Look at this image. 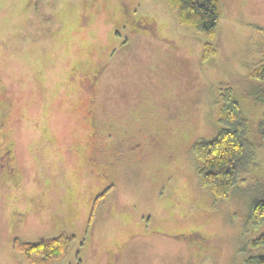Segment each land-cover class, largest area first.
I'll return each mask as SVG.
<instances>
[{"label":"rangeland","instance_id":"obj_1","mask_svg":"<svg viewBox=\"0 0 264 264\" xmlns=\"http://www.w3.org/2000/svg\"><path fill=\"white\" fill-rule=\"evenodd\" d=\"M220 4L206 60L203 36L165 0H0V151L13 148L14 166L0 167V264H31L15 239L65 232L71 250L53 264H245L264 253L252 245L264 223L250 219L264 196V86L250 74L264 57V0ZM228 86L261 133L262 168L224 199L203 186L193 146L220 131ZM132 141L110 159L107 147Z\"/></svg>","mask_w":264,"mask_h":264},{"label":"trees","instance_id":"obj_2","mask_svg":"<svg viewBox=\"0 0 264 264\" xmlns=\"http://www.w3.org/2000/svg\"><path fill=\"white\" fill-rule=\"evenodd\" d=\"M165 1L183 27L203 36L202 57L207 60L217 54L215 38L222 17L220 0ZM250 74L264 86V57ZM219 98L221 104L217 120L221 129L213 139L196 142L193 152L200 161L198 172L203 186L210 188L217 198L225 199L234 187L246 182L248 176L262 168L256 140L261 133L254 126V118L243 110L232 87L223 88ZM106 191L107 188L97 197L90 226L99 207V198L104 197ZM250 219L255 230L264 223V196L252 203ZM73 241L74 236L65 232L42 237L35 242L15 239L13 248L31 264H53L69 255ZM252 245L264 246V231L252 239ZM244 263L264 264V253L246 256Z\"/></svg>","mask_w":264,"mask_h":264},{"label":"flooded vegetation","instance_id":"obj_3","mask_svg":"<svg viewBox=\"0 0 264 264\" xmlns=\"http://www.w3.org/2000/svg\"><path fill=\"white\" fill-rule=\"evenodd\" d=\"M138 20V19H137ZM137 22V21H136ZM148 24H151V22H148ZM147 24V25H148ZM142 26V25H141ZM144 27H146V26H144ZM147 28H149V27H147ZM96 77H97V75H92V77H87L88 79H91V80H93L92 82H96L97 81V79H96ZM94 111L92 110V109H89L88 110V113H93ZM91 123H92V128L94 127H96V125H95V123H94V119L93 120H91ZM98 131V130H97ZM102 133V131L101 130H99V134H101ZM109 135L110 136H112V133H109ZM135 142H137V141H135ZM135 142H128L129 144L127 145V143L125 144V145H123V147L121 148V150L120 151H117V150H115L114 148L113 149H109L108 147H107V150H108V154L110 155V159H115V158H117V157H121L124 153H126V149H127V147H132V145H134L133 146V149H135V148H137V146H136V144H135ZM137 144H139V142L137 143ZM112 145H110V147H111ZM105 150H106V148H104ZM13 148H11L10 146H6V148H3V149H1V151H0V167H3V171L5 172V170H8L9 172H12L13 173V171H12V169H14V166H10V162H9V159H11L12 158V156H13ZM111 162H112V160H110ZM8 168V169H7ZM109 173H104V172H102L103 173V175H105V176H109V177H111L112 175H111V172H112V170H113V168L112 167H110V166H106V168H105Z\"/></svg>","mask_w":264,"mask_h":264}]
</instances>
